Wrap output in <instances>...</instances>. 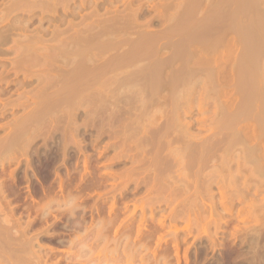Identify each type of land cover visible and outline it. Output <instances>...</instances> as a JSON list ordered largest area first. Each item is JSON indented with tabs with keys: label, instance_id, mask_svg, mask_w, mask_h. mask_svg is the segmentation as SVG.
<instances>
[{
	"label": "rangeland",
	"instance_id": "rangeland-1",
	"mask_svg": "<svg viewBox=\"0 0 264 264\" xmlns=\"http://www.w3.org/2000/svg\"><path fill=\"white\" fill-rule=\"evenodd\" d=\"M0 205L15 264H264V0H0Z\"/></svg>",
	"mask_w": 264,
	"mask_h": 264
},
{
	"label": "bare ground",
	"instance_id": "bare-ground-1",
	"mask_svg": "<svg viewBox=\"0 0 264 264\" xmlns=\"http://www.w3.org/2000/svg\"><path fill=\"white\" fill-rule=\"evenodd\" d=\"M138 51V50H136ZM140 52V51H139ZM246 75V74H245ZM249 76V75H248ZM247 76V78H248ZM249 81V80H248ZM246 81V82H248ZM246 84V83H245ZM252 87V85H251ZM20 196V195H19ZM23 200V199H22ZM2 202V201H1ZM4 204V203H3ZM2 206V205H0ZM7 206V204L5 205ZM3 207V206H2ZM8 207V206H7ZM1 208V207H0ZM2 210V208H1ZM6 210V209H5ZM4 211V210H3ZM9 212V211H8ZM3 213H0V264H15L16 260L11 259V252L9 254V251H18L21 250L25 245V242L22 241V237L16 235L15 233H13V229H14V225H13V221H10L8 217V213H5L6 215H2ZM8 214V215H7ZM8 217V218H7ZM12 219V218H11ZM13 222V223H10ZM18 227V226H17ZM15 230V229H14ZM17 231V230H15ZM14 231V232H15ZM21 234V233H20ZM28 242V240H27ZM19 252V251H18ZM23 252V251H22ZM62 251H57V250H50L48 251V255L51 257H59L61 255ZM78 252V251H77ZM76 252V253H77ZM24 253V252H23ZM17 255V254H16ZM19 255V253H18ZM28 255V254H27ZM74 255V254H72ZM77 255V254H76ZM24 256V255H23ZM79 256V255H77ZM26 258V257H25ZM44 258V257H43ZM41 257V259H43ZM24 259V258H21ZM13 260V262H12ZM29 260V259H28ZM44 260V259H43ZM64 260V259H63ZM67 260V259H66ZM31 261V260H30ZM33 261V260H32ZM49 261V260H48ZM87 261V260H86ZM35 262V260L33 261ZM56 262V261H55ZM47 263V262H46ZM65 263V262H64ZM86 263V262H85ZM18 264V263H17ZM22 264V261L21 263ZM24 264V263H23ZM50 264V263H48ZM61 264V263H60Z\"/></svg>",
	"mask_w": 264,
	"mask_h": 264
}]
</instances>
